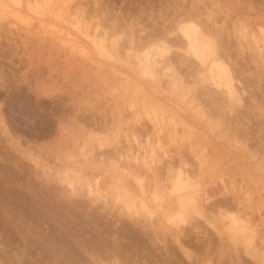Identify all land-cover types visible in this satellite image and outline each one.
Returning a JSON list of instances; mask_svg holds the SVG:
<instances>
[{"label":"rangeland","instance_id":"1","mask_svg":"<svg viewBox=\"0 0 264 264\" xmlns=\"http://www.w3.org/2000/svg\"><path fill=\"white\" fill-rule=\"evenodd\" d=\"M35 1L44 4L45 0H21V6L14 0H0V182L9 168L8 175L24 182L19 188L10 183L14 189L28 192L32 189L28 186L33 187L39 197L48 196L51 204H60L62 211L69 207L71 213L73 205L78 213L72 212L81 214L82 238L101 250L108 249L107 253L121 252L119 259L126 264H263L264 54L259 48L264 46L260 31L264 30V0H51L52 12L35 9ZM76 19L91 32L107 33L109 40L117 36L119 50L128 48L129 40L136 43L137 50L157 40L165 43L166 51L158 47L153 54L158 61L155 74L149 75L125 51H120L119 61L93 51L90 57L80 53L69 40L76 32ZM182 21L195 22L212 39V47L217 44L215 55L221 59L223 54L222 60L229 64L239 94L242 91L240 102L229 101L215 89L206 67L187 53L177 31ZM254 36L263 38L260 45ZM132 135L140 148L156 151L155 159L161 161L152 170L125 159L115 166L116 151H138L137 144L127 140ZM95 139L105 144L104 151ZM31 159L40 165L35 167ZM72 167H82L83 186L76 185L78 195H71L59 181ZM180 169L191 178L184 208L178 199L175 202L178 195L171 178ZM93 180L102 193L107 191V205L88 195L84 182ZM117 185L121 189L127 185L129 195H135L137 202L144 197L149 207L128 213L120 199L116 200L121 191ZM9 186L8 191L13 188ZM152 189L157 190V199ZM9 195L5 199L11 202L3 199L6 206L0 213L2 208L9 213L10 224L5 223L15 228L17 238L6 239L8 232L12 234L11 227L4 224L6 236L1 227L0 239L7 242L3 247L0 242V264H28L31 256L34 264L35 254L20 252L24 242L14 224L27 208L23 206L26 209L21 211V201ZM40 199V204L48 205ZM35 209L28 214L35 217L32 211L41 212ZM180 212H184V220ZM11 213L20 214L15 218ZM235 216L249 221L255 232L253 243L251 233L237 235L229 229ZM52 222L47 224L48 231L55 236L61 225ZM105 243L116 249L109 250ZM127 250L131 252L128 256ZM81 253L80 264H96L87 253ZM106 255L103 264H113L110 253ZM52 260L40 263L56 264Z\"/></svg>","mask_w":264,"mask_h":264},{"label":"bare ground","instance_id":"2","mask_svg":"<svg viewBox=\"0 0 264 264\" xmlns=\"http://www.w3.org/2000/svg\"><path fill=\"white\" fill-rule=\"evenodd\" d=\"M8 1V0H7ZM53 2H54V0H52ZM63 1V0H62ZM20 2H21V0H14V3L15 4H17V6L18 5H20L21 6V4L23 3H21L20 4ZM30 2V1H29ZM37 1H35V9L37 8L38 10L39 9H42V11H46V10H51V12H52V10L53 9H51L48 5H49V3H51V0H45L44 1V4H39L40 2H37ZM57 2V1H56ZM6 3V2H5ZM31 3V2H30ZM63 4L64 3H66V2H62ZM7 4V3H6ZM33 4H34V2H33ZM33 4L31 3V5L33 6ZM62 4V5H63ZM29 5V4H28ZM53 4H51V6H52ZM55 5V4H54ZM64 6V5H63ZM8 7V6H7ZM54 7V6H53ZM60 7V6H59ZM56 8V7H55ZM57 8H58V6H57ZM57 8H56V10H57ZM125 8V7H124ZM17 9V8H16ZM30 9H31V6H30ZM29 9V10H30ZM60 9V8H59ZM15 10V9H14ZM37 10V11H38ZM55 10V9H54ZM13 11V10H12ZM31 12H32V10H30ZM35 11V10H34ZM49 12V11H48ZM81 12V11H80ZM125 12V11H124ZM45 13V12H44ZM47 13V12H46ZM46 13H45V16H46ZM78 13V12H77ZM36 14V13H35ZM40 14V13H39ZM42 14V13H41ZM49 14H50V12H49ZM63 14V13H62ZM42 16H43V14H42ZM63 16V15H62ZM68 16V15H67ZM80 17V16H79ZM63 18V17H62ZM69 19V18H68ZM79 20V19H78ZM77 19L75 20V21H77V23L75 24V28H74V26L72 25V27L74 28V29H76V32H75V34H74V31H73V33H71L70 34V32H69V34L72 36L71 38H69V40L72 42V47H74L75 49H79V52L80 53H83V54H85V55H87V56H89V55H91L90 54V52L91 51H93L94 53H98L100 56H102V57H104V58H109V57H111V59H115V60H120L121 58H120V51H121V53L123 52V51H125L126 52V55L128 54V56H130V55H133L134 56V58H135V60L138 62V65H140V67L141 66H144V70H146L148 73H149V75L151 74V75H153V74H155V68H156V65H157V63H158V61L154 58V51L156 50V48H160L161 50V52H164V51H166V47L164 46L165 45V43H160V40L158 41L157 40V42H155V43H151V44H149V45H147V46H145L144 48H142V49H140V50H137L136 49V43L133 41V40H129V45H126L128 48H125V49H123V48H121V50H119V48H120V45H119V38L116 36V38L114 39L113 37H111L112 38V40H109L108 38H107V33H105V32H102V33H104V34H101V33H99V32H97V31H95V32H91L90 31V29H89V27L87 26V24L86 25H81V22H79ZM63 21V20H62ZM86 21V20H85ZM84 21V23L82 22V24H85L86 22ZM239 21V20H238ZM65 22H67V21H65ZM69 23H71V22H68V24ZM75 23V22H74ZM71 25V24H70ZM99 26V25H98ZM97 26V27H98ZM245 26V25H244ZM96 27V26H95ZM178 29H177V31L179 30V34L181 33V36H182V39L185 41V48H186V51H187V53H189V54H191L195 59H197L196 61L197 62H199L202 66H205L206 67V70L208 71L207 73L209 74V79H210V84L215 88V89H220L224 94H225V96H226V98L229 100V101H237V102H240L241 101V95L240 94H242V91H241V93L239 94V89L237 88V86H236V83H235V80L236 79H234V77H233V74H232V71H231V68H230V66H229V64L228 63H226L224 60H222V57H224V55L222 54V57H221V59L220 58H218V57H216V52H215V45H216V47H217V44H214L215 43V40H213V47H212V45H211V40L210 39H208V36L204 33V31L200 28V26L198 25V24H196L195 22H192V21H188V22H184V21H182L181 23H179L178 24ZM243 27V26H242ZM68 28V27H67ZM70 28V27H69ZM245 28V27H244ZM72 29V28H71ZM70 29V30H71ZM241 29H243V28H241ZM261 30V32H262V35L264 36V30L262 29V28H260ZM246 30H247V26H246ZM254 30H256V29H254ZM122 31V30H121ZM66 32H67V30H66ZM241 32H242V30H241ZM240 32V33H241ZM243 32H244V30H243ZM121 33V32H120ZM119 33V34H120ZM64 34V33H63ZM68 34V33H67ZM123 34V33H122ZM238 34V33H237ZM66 34H64V36H65ZM70 35H69V37H70ZM240 35V34H239ZM244 36H245V34H243ZM68 36V35H67ZM120 37H121V35H120ZM210 37V36H209ZM242 37V36H241ZM247 37V36H246ZM252 37V36H251ZM257 37H258V35H257ZM218 38V37H217ZM66 39V38H65ZM64 39V40H65ZM214 39H215V37H214ZM252 39V38H251ZM254 39H255V41H256V43L257 44H259L260 45V41L261 40H263V38H255V36H254ZM62 40H63V38H62ZM67 40V39H66ZM209 40H210V42H209ZM231 40V39H230ZM70 42V43H71ZM227 42V41H226ZM183 43V42H182ZM255 43V42H254ZM255 43V44H256ZM263 43V42H262ZM68 44V43H67ZM219 44V43H218ZM243 44H245V42H243ZM125 46V47H126ZM256 46V45H255ZM261 47L259 48L260 50H261V53L263 52V54H264V46L263 45H260ZM217 48H219V47H217ZM243 50H244V47H241ZM123 49V50H122ZM246 49V48H245ZM258 49V48H257ZM159 50V49H158ZM185 50V49H184ZM248 50V49H247ZM223 52H224V50H222ZM156 52V51H155ZM260 52V51H259ZM94 53H92L93 55H94ZM97 54V55H98ZM154 54V55H153ZM220 54V53H219ZM122 55V54H121ZM255 55H257L256 53H255ZM83 56V55H82ZM187 56V55H186ZM189 56V55H188ZM191 56V57H192ZM259 56V55H258ZM262 56V55H261ZM85 57V56H84ZM90 57V56H89ZM93 57V56H92ZM260 57V56H259ZM263 57V56H262ZM262 57H260V58H262ZM94 58V57H93ZM193 59V58H192ZM195 59H193V60H195ZM208 60H209V62H208ZM262 60V59H261ZM127 61V60H126ZM190 61V60H189ZM199 63H198V65H199ZM200 66V65H199ZM138 67V66H137ZM136 67V68H137ZM138 69V68H137ZM138 71V70H137ZM237 78V77H236ZM180 80V79H179ZM176 83H177V81H176ZM176 83L174 84V85H176ZM178 83H179V81H178ZM182 83V82H181ZM240 86V85H239ZM238 86V87H239ZM241 87V86H240ZM244 90V89H243ZM244 93V92H243ZM133 102V101H132ZM130 105H132V103L130 104ZM1 114V113H0ZM156 117V116H155ZM157 119V118H156ZM154 120V119H153ZM173 120H171V122H172ZM157 123V122H156ZM155 123V124H156ZM5 124V123H4ZM174 124V123H173ZM6 125V124H5ZM4 125V126H5ZM5 129V128H4ZM8 129V128H7ZM6 130V129H5ZM174 130V129H173ZM175 131H176V129H175ZM175 131H173V132H175ZM87 138V137H86ZM95 138V137H94ZM97 138V137H96ZM92 139V138H91ZM128 139H131V142L132 143H136L137 144V146L139 147V149H138V151H135V150H133L132 149V151L129 153V154H125V153H120V151L118 150V151H116L117 153H115V161H114V159H113V162H116L114 165L117 167L118 166V164H121L120 162L122 161V162H124L123 160L125 159V160H127V161H130L131 162V164L132 163H136V164H138L139 166H143V167H145L147 170H152V168L156 165V162L158 163V161H161L160 159H157V161H156V159L155 158H157V154H156V151L153 149V150H151L150 152H148L147 150H144V149H142V148H140V146H139V141H138V138L136 137V135H132L131 136V138H130V136L129 137H127V140ZM95 141L97 142L98 141V139H95ZM130 141V140H129ZM124 142H125V140H124ZM117 144V143H116ZM120 144H118V146H119ZM127 145V144H126ZM97 146L101 149V150H105V144L103 143V142H101L100 140L98 141V143H97ZM133 146V145H132ZM132 146H130V147H132ZM83 147V146H82ZM114 147V146H113ZM261 147V146H260ZM118 148V147H117ZM125 148H127V147H125ZM246 148V147H245ZM114 149V148H113ZM115 150V149H114ZM113 150V151H114ZM124 151V150H123ZM134 151V152H133ZM10 154V153H9ZM24 155V154H23ZM89 155V154H88ZM14 156H15V154H14ZM84 156V155H83ZM82 156V157H83ZM101 155H99V157H100ZM6 157V156H5ZM84 157H86V156H84ZM99 159V158H98ZM32 160V163L35 165V167H38L40 164H39V162L37 161V159L36 160H33V159H31ZM83 160V159H82ZM102 160V159H101ZM85 161H86V159H85ZM84 161V162H85ZM99 161V160H98ZM100 162H102V161H100ZM12 164V163H11ZM109 164H111V163H109ZM113 164V163H112ZM20 165V164H19ZM42 166V165H41ZM113 166V165H112ZM124 166V165H123ZM3 167V166H2ZM8 166H6V168H7ZM84 167V166H83ZM116 167H114V168H116ZM120 167H121V165H120ZM12 168V167H11ZM119 168V167H118ZM9 169V168H8ZM7 169V171H9ZM27 169V168H26ZM68 169V168H67ZM66 169V170H67ZM124 169V168H123ZM122 169V170H123ZM12 170V169H11ZM181 170V169H180ZM180 170H178V172L177 173H175V175H174V177L172 176L171 178H174L173 179V182H172V184H173V192H175L178 196H177V198L175 199V202H176V200L178 199V201H179V203H180V207L181 208H184L185 206H186V200L188 199L189 200V198L187 197V195H188V193H187V189L189 188V186H191L190 185V182H189V180L191 179H189V177H190V175H187V173H185L184 171H180ZM2 171V170H1ZM6 171V172H7ZM13 171V170H12ZM32 171V170H31ZM124 171V170H123ZM125 171H126V169H125ZM6 172H5V177H3V179H2V184H1V182H0V185L1 186H3L2 188H1V186H0V208L1 207H4L5 208V202L3 203V199H5V195L7 196V194H9L10 193V197L9 198H11V194H12V198H13V196H14V198L16 197V198H18L17 200H20L21 201V203H18V204H21V211L23 210V211H25V209L27 208V210L25 211V212H23V213H17V214H20L19 216H18V218H17V220L16 221H14L15 223L14 224H16V229L18 230V232H19V234H20V236H21V239H22V241L24 242V247H23V249H19L20 250V252L22 251V250H24L25 252H26V255L28 254V256L29 255H32V254H35V260H34V264H41L40 262H42V263H44L45 261H48L47 263H49V258H50V260H51V258L53 259V260H55L56 261V264H78V262H79V260H81V255H82V253L80 254V252L82 251V252H85V253H87L91 258V261H93L94 263H96V264H103V262H104V259L103 258H107V255L106 254H109L110 253V257H109V259L110 260H113L112 262H113V264H123V263H125L126 264V262L127 261H120V259H122L120 256H122L123 254L120 252V254H122V255H120V254H118V252H116L119 256L117 257V254H115L114 253V251L113 252H108L107 253V251H108V249H104L103 248V250H101L98 246H95V245H93V244H91L92 242H90L89 243V241H88V239L86 240V238H85V240L82 238V236L81 235H83V234H81V232L80 231H82V227L81 228H79V226H78V220H79V218H80V216L79 215H81V214H75V213H73L72 212V209L74 210V212H76V213H78L77 211V209L75 210V208L76 207H74L73 205H72V208H71V213H70V210L68 211L67 209H65V211H62V210H60L58 207L60 206V204L59 205H54V204H51V202H49L48 201V196H47V194L46 193H42V194H46L45 196H47V199H45L46 197H44L43 195H41V196H43L42 198H41V196L39 197L38 195L39 194H37V192H34L32 189H33V187H30V186H28L29 187V189L30 188H32V189H30L28 192H27V189L25 190V191H23V190H19V189H14V187L16 188V187H18L19 188V186H18V184H21V183H18V180H17V178H15L14 177V175H13V177L15 178V180H16V184L17 185H15V184H12L13 182L15 183V180H14V178H12V176H10V175H8L9 173L7 172V175L8 176H6ZM2 173H4V171L2 172ZM70 173H72V175L73 176H71V174ZM127 173V172H126ZM130 173V172H129ZM46 174V173H45ZM65 176H63V177H60V179H59V181H60V183H62V184H65L68 188H69V190H70V194L71 195H78L79 193L77 192V184L80 182V184H79V186H83V181H82V179H81V175H82V167L80 168V167H75V168H71V171L70 172H68V171H65ZM128 174V173H127ZM150 174V173H149ZM4 175V174H3ZM11 175H12V173H11ZM26 175V174H25ZM85 175V174H84ZM87 176V175H86ZM135 176V175H134ZM189 176V177H188ZM21 178V177H20ZM136 178V177H135ZM121 179V178H120ZM142 179V178H141ZM115 180V179H114ZM118 180V179H117ZM116 180V181H117ZM94 181V180H93ZM123 182V181H122ZM125 182V181H124ZM11 183V185H14V187L12 188L11 186H9V184ZM24 183V182H23ZM22 183V184H23ZM85 183V187H86V189H87V191H88V195H90L91 196V198L92 197H94V199H96V200H103L102 202H104V204H106L107 205V201H108V198H107V194H106V192L105 193H102L101 192V189L99 188V184H98V181L96 180V181H94L93 183H90V182H84ZM116 184H118L117 182H115ZM121 183V182H120ZM21 184V185H22ZM113 184V183H112ZM192 184V183H191ZM119 185V184H118ZM117 185V186H118ZM139 185L141 186V193H145V191L143 190V184H142V182H139ZM171 185V184H170ZM9 186V188L11 189L12 188V190H9L8 191V189H7V187ZM24 186V185H23ZM54 186V185H53ZM116 186V185H115ZM115 186H114V188H115ZM127 185H124V186H122V188L123 189H121V186H118L117 187V190H120L121 189V191H119V193L116 195L117 196V198H116V200H118L119 201V199H120V202H122V204H123V208L124 209H126L127 211H128V213H131V214H135V212L136 213H138L139 212V209L141 208V209H145V208H148L149 206V204L148 203H146V200H145V198L144 197H142V198H140L141 200H140V202H137V198L135 199L134 197H135V195L132 197V196H130L129 195V190H128V188L126 187ZM56 187V186H55ZM54 187V188H55ZM169 187V186H168ZM199 188V187H198ZM22 189V188H21ZM37 189V188H36ZM78 189H79V187H78ZM155 189H156V187H155ZM191 189V188H190ZM153 190V189H152ZM185 190V191H184ZM187 190V191H186ZM116 192V191H115ZM7 193V194H6ZM39 193V192H38ZM158 192H157V190H153V192H152V194H153V196H154V198L155 199H157V196H158V194H157ZM49 194V193H48ZM132 195V194H131ZM56 196V195H55ZM142 196H143V194H142ZM183 196V197H182ZM51 197V196H50ZM139 197V196H138ZM140 197H141V195H140ZM159 197V196H158ZM44 199L46 202V204L48 203V205H44V204H40L39 202H38V199ZM114 198H115V196H114ZM162 198V197H161ZM6 199H8V198H6ZM5 199V200H6ZM40 199V200H41ZM50 199H52V198H49V200ZM55 199V198H54ZM93 199V198H92ZM9 200L10 199H8V203H10L11 202V200H10V202H9ZM17 200H15L16 202H17ZM39 200V201H40ZM52 201V200H51ZM54 201V200H53ZM81 201V200H80ZM90 201V200H89ZM40 202H42V203H44L43 201H40ZM114 202H117V201H115L114 200ZM12 203L13 204H15L14 202H13V200H12ZM50 203V204H49ZM59 203V202H58ZM57 203V204H58ZM73 203V202H72ZM4 204V205H3ZM13 204H12V206H13ZM80 204V203H79ZM175 204H177V203H175ZM1 205H3V206H1ZM8 205V204H7ZM37 205H42V209L44 208V211H45V215H42V211L41 210H39V208H37ZM53 205H54V207H53ZM78 205V204H77ZM14 206H16V205H14ZM19 206H16V207H19ZM26 207V208H24V207ZM34 206H36V209L37 210H39V211H41V212H36V213H34V211H32L31 213H32V215L33 214H36L35 215V217H32V216H30V214H28V213H30V209H32ZM69 206V205H68ZM76 206V205H75ZM148 206V207H147ZM9 207H10V205H9ZM8 207V208H9ZM22 207L24 208V209H22ZM74 207V208H73ZM81 207V206H80ZM83 207V206H82ZM112 207V206H111ZM110 207V208H111ZM121 207V206H120ZM4 208H2V211H1V215L3 214V213H6V211L4 212L3 211V209ZM8 208H6V209H8ZM40 208V209H41ZM60 208H62L61 206H60ZM5 209V210H6ZM11 209V208H10ZM13 210H14V208H12ZM35 209V210H36ZM140 209V210H141ZM186 209V208H185ZM193 209V208H192ZM1 210V209H0ZM34 210V209H33ZM67 210V211H66ZM122 210V209H121ZM7 211H9V210H7ZM17 211V210H16ZM18 211H20V208H19V210ZM44 211H43V213H44ZM62 211V212H61ZM92 211V210H91ZM126 211V212H127ZM148 212H149V210H147ZM183 211V210H182ZM185 211V210H184ZM3 212V213H2ZM11 212V211H10ZM69 212V213H68ZM90 212V211H89ZM146 212V211H145ZM178 212V211H177ZM8 213V212H7ZM6 213V214H7ZM37 213H39V216L37 215ZM82 213V212H81ZM92 213V212H91ZM9 214V213H8ZM8 214L7 215H5L4 216V214H3V217L2 216H0V230H2L1 229V227H3V231H5L6 230V226H4V224H6L5 222H8L7 220L9 219L8 218ZM17 214L16 215H14V213L12 214L11 213V215H13L14 217L16 216L17 217ZM74 214V215H73ZM93 215H95L94 213H92ZM149 214V213H148ZM176 214V213H175ZM88 215V214H87ZM130 215V214H129ZM179 216H180V218L181 219H183L184 220V218H185V216H184V212H180L179 214H178ZM13 216H11V217H13ZM36 216H38L37 218H36ZM90 216V215H89ZM10 217V218H11ZM13 217V219H15ZM77 217H78V219H77ZM135 217V216H134ZM176 217V216H175ZM234 217V216H233ZM236 217V216H235ZM241 217V216H240ZM245 217V216H244ZM179 218V219H180ZM13 219H10V220H12V221H10V222H12L13 223ZM97 219V218H96ZM172 219V218H171ZM173 219H174V217H173ZM177 219H178V216H177ZM231 219V218H230ZM245 219V218H244ZM95 220V219H94ZM98 220V219H97ZM101 220H103V219H101ZM50 221H53V222H55V223H57V224H59V225H61V228H60V233L58 234V232L57 233H55L56 235L54 236V235H52L51 234V232H49L50 230L49 229H51V228H48L49 226L47 225L48 224V222H50ZM135 221V220H134ZM170 221V220H169ZM172 221V220H171ZM39 222H41V224H39ZM52 222V223H53ZM81 222V221H80ZM100 222H102V221H100ZM175 222V221H174ZM9 223V222H8ZM41 225V226H43V229L41 228V227H39V225ZM10 224V223H9ZM9 224H6L7 226L9 225ZM103 224V223H102ZM226 224V223H225ZM228 224V223H227ZM172 225V224H171ZM105 226H107V225H105ZM12 228L13 226H8V229L9 228ZM180 227V226H179ZM9 229V230H11V235L9 234L10 232H8V235H7V231H5L4 233H5V236L7 235L8 236V238L6 237V239H10V240H14L15 241V239L14 238H17V236L16 237H14L13 236V233H14V235H16L15 234V232H14V230H15V228H14V230H13V228L12 229ZM58 228V227H57ZM103 228V227H102ZM106 228H108V227H106ZM53 229V228H52ZM79 229H80V231H79ZM96 229V228H95ZM109 229V228H108ZM228 229V228H227ZM229 229H231L232 231H233V233H235V234H241V233H244V232H249V233H251L250 234V236H251V239H250V241L251 240H253L252 238H254L253 236H254V229L251 227V224L249 223V221H247V220H243V219H238L237 217L236 218H233L232 220H231V222H230V228ZM228 229V230H229ZM12 230H13V232H12ZM49 230V231H48ZM97 230V229H96ZM104 230V229H103ZM106 230V229H105ZM127 230V229H126ZM227 230V231H228ZM52 231V230H51ZM98 231V230H97ZM108 230H106L105 231V234H107V235H109V234H111L110 236H112V233L110 232V231H108ZM113 231V230H112ZM231 231V232H232ZM91 232V231H90ZM104 232V231H103ZM181 232V231H180ZM1 233V232H0ZM53 233H54V231H53ZM124 233V232H123ZM133 233V232H132ZM131 233V234H132ZM57 234H58V236H57ZM88 234V233H87ZM95 234V233H94ZM130 234V233H129ZM229 234H230V231H229ZM239 234V235H240ZM1 235H3V233L1 234ZM116 235V234H115ZM128 235V234H127ZM4 236V237H5ZM84 236V235H83ZM110 236H107L108 238H110ZM250 236H248V237H250ZM127 237H129V235L127 236ZM0 238H1V236H0ZM3 238V237H2ZM117 238V237H116ZM130 238V237H129ZM241 238V237H240ZM245 238H247V237H245ZM244 238V239H245ZM5 239V238H4ZM4 239H2V241H1V239H0V242L2 243V247L4 246V245H6V242L5 241H3ZM92 239H94V238H92ZM126 241H127V239H125ZM18 240H16V242H17ZM105 241H106V239H105ZM246 241H247V239H246ZM249 241V240H248ZM249 241V242H250ZM5 242V243H4ZM248 242V243H249ZM12 243H14V242H11V244ZM19 243V242H18ZM120 243V242H119ZM251 243H253V241H251ZM4 244V245H3ZM103 244V243H102ZM117 244V243H116ZM8 245H10V243H9V241H8V243H7V246ZM13 245V244H12ZM16 245V244H15ZM18 245H21V243L20 244H18ZM106 245H108L107 247H109V244L107 243H105V247H106ZM118 245V244H117ZM120 245V244H119ZM250 245V244H249ZM7 246H5V247H7ZM9 247V246H8ZM17 247V246H16ZM111 247V246H110ZM109 247V248H110ZM118 247V246H117ZM113 248V247H112ZM112 248H110L109 250H111ZM2 249V248H1ZM6 250L8 249V248H5ZM114 249V248H113ZM116 249V248H115ZM114 249V250H115ZM249 249V248H248ZM3 250V249H2ZM2 250H0V251H2ZM19 250H17L16 252H19ZM118 251V250H117ZM3 252H5V251H3ZM23 252V251H22ZM262 252V251H261ZM7 253V255L9 256L10 254H8V252H6ZM125 253H127V256H128V253H131V252H128V250H127V252H125ZM125 253H124V256L123 257H126L125 256ZM12 254V253H11ZM20 254V253H19ZM114 254V255H113ZM6 255V254H5ZM5 255H3V256H5ZM14 255V254H13ZM260 255V254H259ZM2 256V255H1ZM84 256V255H83ZM129 256H131V254L129 255ZM9 257H11V256H9ZM13 257V256H12ZM11 257V258H12ZM119 257H120V259H119ZM5 260H6V257H3ZM3 258H2V260H3ZM31 258H33V256H31ZM29 259V261L30 262H32V264H33V259ZM45 258L47 259V260H45ZM129 257H127V259H128ZM134 258V257H133ZM1 259V258H0ZM10 259V258H9ZM13 259V261H15L14 260V258H12ZM125 260H126V258H124ZM131 259V258H130ZM250 259V258H249ZM261 259V258H260ZM1 260V261H2ZM4 260V261H5ZM28 260V259H27ZM26 260V261H27ZM52 260V261H53ZM84 260V259H83ZM87 260V259H86ZM257 260H259V257H258V259ZM3 261V262H4ZM11 261V260H10ZM9 261V262H10ZM23 261V260H22ZM24 261H25V259H24ZM25 261V262H26ZM29 261H28V264H29ZM52 261H50V262H52ZM108 261V260H107ZM129 261V260H128ZM139 261V260H138ZM7 262H8V260H7ZM110 262V261H109ZM1 263V262H0ZM5 263V262H4ZM46 263V262H45ZM108 262H106L105 264H107ZM134 263V262H133ZM18 264H24V263H21V262H19ZM27 264V263H26ZM79 264H80V262H79ZM92 264V263H91ZM110 264V263H109ZM127 264H129V263H127ZM263 264H264V262H263Z\"/></svg>","mask_w":264,"mask_h":264}]
</instances>
